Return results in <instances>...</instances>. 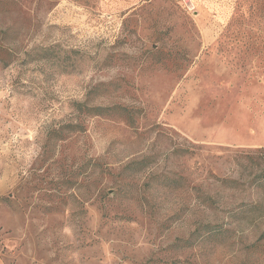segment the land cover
I'll list each match as a JSON object with an SVG mask.
<instances>
[{
	"label": "rangeland",
	"instance_id": "374dc122",
	"mask_svg": "<svg viewBox=\"0 0 264 264\" xmlns=\"http://www.w3.org/2000/svg\"><path fill=\"white\" fill-rule=\"evenodd\" d=\"M263 170L264 0H0L4 264H264Z\"/></svg>",
	"mask_w": 264,
	"mask_h": 264
},
{
	"label": "trees",
	"instance_id": "16d2710c",
	"mask_svg": "<svg viewBox=\"0 0 264 264\" xmlns=\"http://www.w3.org/2000/svg\"><path fill=\"white\" fill-rule=\"evenodd\" d=\"M93 111H97L98 113H104V111L106 109H108V107H105V108H102V107H92ZM251 160V163L253 164L255 161L253 160V157L250 158ZM218 181H220L221 184L223 185H226V186H232V187H235L236 184H241V182L238 180V179H235V178H230V179H226V178H220V179H217ZM251 184H255L256 186H261V185H264V170L261 171V173L258 175H256L255 177H253V179L251 180L250 182ZM248 210V208L246 209ZM210 228L209 230L211 232L212 229H213V226L210 225V224H207L206 225V228Z\"/></svg>",
	"mask_w": 264,
	"mask_h": 264
},
{
	"label": "crops",
	"instance_id": "0c3cea01",
	"mask_svg": "<svg viewBox=\"0 0 264 264\" xmlns=\"http://www.w3.org/2000/svg\"><path fill=\"white\" fill-rule=\"evenodd\" d=\"M0 264H4V262H2V261L0 260Z\"/></svg>",
	"mask_w": 264,
	"mask_h": 264
}]
</instances>
